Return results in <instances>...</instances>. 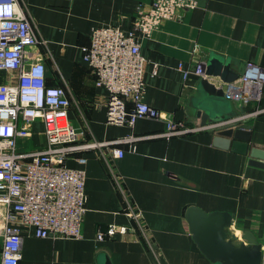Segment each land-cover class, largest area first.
Wrapping results in <instances>:
<instances>
[{
  "label": "crops",
  "instance_id": "0c3cea01",
  "mask_svg": "<svg viewBox=\"0 0 264 264\" xmlns=\"http://www.w3.org/2000/svg\"><path fill=\"white\" fill-rule=\"evenodd\" d=\"M16 1L39 40L33 49L44 61L47 83L67 92L70 122L85 132L86 139L110 142L101 149L82 150L66 161L69 167L85 171L81 237L25 233L20 264H213L192 238L184 216L190 205L230 212V230L236 238L242 240L244 231H250L264 254V165L250 163L264 164L250 155L251 148L264 150V112L238 125L251 132L246 154L214 145L216 131L211 128L163 137L155 135L166 127L161 119L138 118L133 125L110 123L108 92L95 83L82 47L88 45L94 27L129 29L136 5H148L151 0ZM140 52L146 60L144 101L176 119L199 124L194 105L201 76L192 70L194 59L205 64L215 53L239 74L247 62L264 68V0H197L181 20L167 19L140 37ZM16 76L15 71L0 69V82L15 81ZM228 100H221L224 107L219 111L228 116L257 105ZM258 105L264 106V86ZM143 135L149 137L123 141ZM44 144L43 122L35 120L30 136L18 140V149ZM116 147L124 150L123 156L113 155ZM77 155L86 162L79 163ZM130 207L139 210L141 217L129 215ZM111 224L126 231L97 239L96 233Z\"/></svg>",
  "mask_w": 264,
  "mask_h": 264
},
{
  "label": "built area",
  "instance_id": "2783aa9c",
  "mask_svg": "<svg viewBox=\"0 0 264 264\" xmlns=\"http://www.w3.org/2000/svg\"><path fill=\"white\" fill-rule=\"evenodd\" d=\"M197 5V0H151L138 3L132 26L94 27L89 43L83 46V60L95 74V83L108 92L107 121L133 125L138 118L161 119L166 127L156 136L169 137L190 132L240 127V122L264 112L258 103L264 86V68L247 62L245 70L232 82H222L205 74V64L194 59L192 70L223 88L227 99L240 105L257 102L231 118L209 124H191L176 119L144 101L145 58L140 52V37L148 36L167 19H182V13ZM39 40L16 0H0V69L15 71V81L0 82V264H20L21 241L25 233L35 237L79 238L86 211L85 171L66 163L82 150L102 148L110 142L86 139L85 132L69 120L70 99L64 87L48 84L43 59L35 54ZM154 65L153 73L156 74ZM131 104V106H130ZM41 120L45 144L18 149V140L31 134V125ZM149 137L129 136L123 141ZM116 157L124 150L112 149ZM85 163L84 156L74 157ZM113 178H119L113 173ZM135 218L141 212L130 207ZM123 226L109 225L96 233L97 239Z\"/></svg>",
  "mask_w": 264,
  "mask_h": 264
},
{
  "label": "water",
  "instance_id": "95a60500",
  "mask_svg": "<svg viewBox=\"0 0 264 264\" xmlns=\"http://www.w3.org/2000/svg\"><path fill=\"white\" fill-rule=\"evenodd\" d=\"M205 74L219 78L228 83L237 79L240 74L231 68L228 60L213 53L205 62ZM197 103L195 106L201 124L220 122L231 118L220 107H224L222 99L228 100L222 87L206 77H201L196 85ZM229 101V100H228ZM251 132L241 127H226L216 130L213 144L223 148L246 154ZM253 158L264 160V150L251 148ZM252 164L264 165L255 160ZM192 238L199 250L213 264H262V244L250 231H244L242 240L230 230L232 215L228 211H205L198 206L190 205L185 210ZM105 264H110L108 261Z\"/></svg>",
  "mask_w": 264,
  "mask_h": 264
},
{
  "label": "rangeland",
  "instance_id": "374dc122",
  "mask_svg": "<svg viewBox=\"0 0 264 264\" xmlns=\"http://www.w3.org/2000/svg\"><path fill=\"white\" fill-rule=\"evenodd\" d=\"M32 149V148H31Z\"/></svg>",
  "mask_w": 264,
  "mask_h": 264
}]
</instances>
